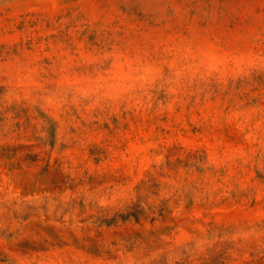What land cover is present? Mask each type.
I'll list each match as a JSON object with an SVG mask.
<instances>
[{
  "label": "rangeland",
  "instance_id": "374dc122",
  "mask_svg": "<svg viewBox=\"0 0 264 264\" xmlns=\"http://www.w3.org/2000/svg\"><path fill=\"white\" fill-rule=\"evenodd\" d=\"M0 264H264V0H0Z\"/></svg>",
  "mask_w": 264,
  "mask_h": 264
}]
</instances>
